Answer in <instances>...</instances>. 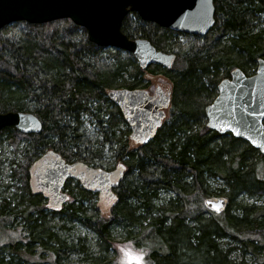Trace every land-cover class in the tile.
I'll return each mask as SVG.
<instances>
[{
    "label": "trees",
    "instance_id": "obj_1",
    "mask_svg": "<svg viewBox=\"0 0 264 264\" xmlns=\"http://www.w3.org/2000/svg\"><path fill=\"white\" fill-rule=\"evenodd\" d=\"M213 5V28L202 43L194 41L182 52L172 51L173 36H199L161 28L135 13L124 17L121 31L128 38L175 54L169 69L158 64L141 69L130 53L89 42L86 30L69 19L15 22L26 31L0 40V113L30 112L42 125L37 134L0 129V145L4 140L19 155L12 177L21 182L13 208L9 200L0 202V264H119L112 256L118 228L134 246L153 243L146 264H233L222 237L264 264V206L240 203L238 215L231 214L239 193L264 195V180L255 174L258 164L264 169V157L244 140L209 130L204 113L232 69L248 76L264 60V0H213ZM103 51L110 60H102ZM160 84L171 95L166 117L149 143L136 145L107 91L150 92ZM85 118L94 125L89 137ZM106 147L115 168L123 166V178L112 190L115 200L66 184L69 200L56 210L31 187L29 170L47 151L66 163L102 169ZM214 178L228 191L212 193L208 180ZM162 193L170 196L162 199ZM213 194L228 199L224 212L203 205ZM51 218L60 224L52 226ZM78 228L90 231L96 242Z\"/></svg>",
    "mask_w": 264,
    "mask_h": 264
},
{
    "label": "water",
    "instance_id": "obj_2",
    "mask_svg": "<svg viewBox=\"0 0 264 264\" xmlns=\"http://www.w3.org/2000/svg\"><path fill=\"white\" fill-rule=\"evenodd\" d=\"M128 13L175 33L199 37H204L215 23L213 0H0V30L20 21L43 24L69 19L86 30L89 42L130 53L141 69L152 64L171 68L174 53L158 51L149 41L128 38L121 31L122 20ZM106 96L119 109L130 131L129 139L136 145H146L154 138L166 117L171 97L169 90L161 88H155L152 94L143 88H117L108 90ZM249 112L264 113L263 59L257 61L255 72L248 76L239 68L232 69L230 79L218 83L217 95L204 113L209 130L244 140L264 157V115L250 116ZM5 126L25 134H37L42 128L34 114L20 111L0 113V129ZM29 172L34 177V181L30 177L31 187L57 201L52 204L55 207L66 201L62 189L68 178L82 180L87 175L84 187L114 200L111 189L118 187L123 178L121 166L108 171L82 162L66 163L53 151H47ZM203 205L219 214L225 211L228 199L209 196Z\"/></svg>",
    "mask_w": 264,
    "mask_h": 264
},
{
    "label": "rangeland",
    "instance_id": "obj_3",
    "mask_svg": "<svg viewBox=\"0 0 264 264\" xmlns=\"http://www.w3.org/2000/svg\"><path fill=\"white\" fill-rule=\"evenodd\" d=\"M158 26V25H157ZM8 30H0V40H4L6 38H16L21 33L26 31V28L23 25H14V23H11L7 25ZM174 38L172 39L171 44V49L174 52H182L189 48L190 44L195 42L202 43L203 42V37H199V39H192V38H186L183 36H173ZM106 48V47H104ZM110 50H113L115 48H107ZM102 60H110L111 54L109 51H103L102 53ZM161 85V84H160ZM161 89L163 88V85L160 86ZM154 88L152 91H150V94L153 93ZM165 90V89H164ZM84 127L86 131V136L89 137L90 134L94 133V125L91 124V122L85 118L84 122ZM120 128H123L120 125ZM89 133V134H88ZM3 140V139H2ZM19 159V155L14 153L12 148L9 147L6 142L3 140L2 144L0 145V202L1 200H6L10 201L11 203V208L14 207L15 201H12L13 198H15V194H20V187H21V182L12 177V168L15 166L14 163ZM102 162H103V167L102 169L105 170H112L115 168L116 165H114V158L111 155V152L108 151L107 147L105 148L103 157H102ZM259 167L255 169V174L257 175L256 177L263 178L264 180V169L262 168V164H258ZM257 165V166H258ZM69 185L71 188H75V186L78 185L77 182H69ZM208 186L211 188L212 193H217L219 190H225L226 192L228 191L226 185L224 182L219 179V178H214L208 180ZM255 188V187H253ZM216 194H213L212 196H215ZM170 196L167 193H162L161 198H168ZM209 197V196H208ZM234 209L231 210L232 215H238L239 211L236 207V205L243 203L248 206H264V195H258V194H249L248 192H242L239 193L238 195L235 196L234 198ZM48 212V211H47ZM46 212V213H47ZM48 216V215H46ZM49 221L50 224H60V220L58 219H53L51 218ZM17 221H20V219H17ZM20 223V222H18ZM65 224V223H64ZM75 229V227H74ZM79 231L82 234H87L88 237L90 238V241H92V244L96 242L95 236L93 234L85 229L78 228ZM133 232H137V229H133ZM115 239L119 241L118 244H116V251L112 254V256H116V259L119 264H122L123 260V252L121 249L125 248H130L133 252H143L145 255V258L148 255V252L152 247L153 243H146V245L142 246H134L132 243L126 242V234L125 232L118 228L115 231ZM95 239V240H94ZM220 245L223 250H229V253L227 255V259L231 261L233 264H240L243 262V264H256L251 252L247 251V249H244L243 246H241L240 243H237L235 240H232L231 238L228 237H222L219 239ZM146 260V259H145Z\"/></svg>",
    "mask_w": 264,
    "mask_h": 264
},
{
    "label": "flooded vegetation",
    "instance_id": "obj_4",
    "mask_svg": "<svg viewBox=\"0 0 264 264\" xmlns=\"http://www.w3.org/2000/svg\"><path fill=\"white\" fill-rule=\"evenodd\" d=\"M154 91V90H153ZM263 123H264V121H263ZM117 168V167H116ZM114 170V169H113ZM87 176V175H86ZM85 176V178H83L82 180L78 177V178H76V177H71V178H68L66 181H65V183H64V186H63V189H62V192L64 193V194H66V201L63 203V204H61L60 206H58V207H55V206H53L57 201H53L48 195H46V194H44V193H40V194H42L45 198H46V200H47V202H48V204H49V206L52 208V209H56V210H58V209H60L63 205H65L67 202H68V200H69V193H68V189H65L64 187H65V185L66 184H68L69 185V182L70 181H72V182H77L80 186H82L84 189H87L88 191H90L91 193H93L95 196H97L98 198H101V199H103V200H114V199H112V198H107L106 197V195H105V193H101V192H99V191H94V190H91V189H89L88 187H84L83 186V184L88 180V176L86 177ZM30 177H31V179L34 181V177H33V174H31L30 173ZM114 188H117V187H112V189H111V191L114 189ZM53 204V205H52Z\"/></svg>",
    "mask_w": 264,
    "mask_h": 264
},
{
    "label": "snow or ice",
    "instance_id": "obj_5",
    "mask_svg": "<svg viewBox=\"0 0 264 264\" xmlns=\"http://www.w3.org/2000/svg\"><path fill=\"white\" fill-rule=\"evenodd\" d=\"M248 115H264V113L249 112ZM253 143H255V141H253ZM121 167L123 166L121 165ZM208 203L211 204V202ZM121 251L123 252L122 264H146L143 252H133L130 248L121 249Z\"/></svg>",
    "mask_w": 264,
    "mask_h": 264
}]
</instances>
